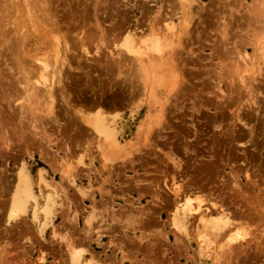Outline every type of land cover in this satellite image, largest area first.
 <instances>
[{
    "label": "rangeland",
    "instance_id": "rangeland-1",
    "mask_svg": "<svg viewBox=\"0 0 264 264\" xmlns=\"http://www.w3.org/2000/svg\"><path fill=\"white\" fill-rule=\"evenodd\" d=\"M0 264H264V0H0Z\"/></svg>",
    "mask_w": 264,
    "mask_h": 264
},
{
    "label": "bare ground",
    "instance_id": "bare-ground-1",
    "mask_svg": "<svg viewBox=\"0 0 264 264\" xmlns=\"http://www.w3.org/2000/svg\"><path fill=\"white\" fill-rule=\"evenodd\" d=\"M55 45H56V44H55ZM55 47H56V46H55ZM57 48H58V47H57ZM57 50H58V49H57ZM45 69H46V68H43V67H42V71H43V70L45 71ZM45 82H46V81H45ZM175 85H176V84H174V86H175ZM47 86H48V85H47ZM49 87H50V86H49ZM170 87H171V86H170ZM171 89H172V88H171ZM169 90H170V89H169ZM167 100H168V99H167ZM50 111H51V110H50ZM52 112H53V111H52ZM161 114H162V113H161ZM162 115H163V114H162ZM90 119H91V118H90ZM159 119H160V118H159ZM104 120H105V118H104ZM104 120H103V121H104ZM97 121H98V120H97ZM103 121H101V122L97 125V129H99V130L108 129V126H107L106 123L103 122ZM98 122H99V121H98ZM89 123H90V122H89ZM96 123H97V122H96ZM92 124H93V122H92ZM95 125H96V124H94L93 126H95ZM20 179L23 180V178H20ZM21 180H20V181H21ZM23 181H24V185H22V184H21V185H22V186L24 187V189H25V190H24V193L27 195V197H33V192H32V190H31L30 185L28 184V180H27V178L24 179ZM23 181H21V183H22ZM20 188H21V187H20ZM19 190H20V189H19ZM173 190H174V189H173ZM177 190H178V189H177ZM177 190L175 189V193H176V194H177V192H178ZM20 191H21V190H20ZM178 194H179V193H178ZM20 198H21V197H19V198L16 197V199H15V205H16V206L20 205V200H19ZM198 200H199V199H198ZM187 201H188V200H187ZM22 202H23V201H22ZM186 203H187V202H186ZM189 203H190V202H189ZM211 204H212V203H211ZM23 205H24V204H21L20 207H22ZM187 205L189 206L188 203H187ZM190 205H192V204H190ZM197 206H198V205H197ZM199 206H200V205H199ZM199 206H198L197 208H195V209L192 208L193 210H191V211H194V212L199 211L198 209H201V208H199ZM212 206H213V205H212ZM214 206H215V205H214ZM18 207H19V206H18ZM23 208H24V207H23ZM187 208H188V207L184 208L185 211L190 209V208H189V209H187ZM212 208H213V207H212ZM212 208H211V210H212ZM184 209H183V210H184ZM219 209H220V208H219ZM176 210H178V208H177ZM179 210H180V209H179ZM208 210H209V208H208ZM180 211H181V210H180ZM217 211H218V210H217ZM226 211H227V210H226ZM186 212H187V211H186ZM186 212H184V213H186ZM220 212L223 213L224 211H220ZM215 213H216V212H215ZM218 213H219V211H218ZM212 214H213V213H212ZM219 214H220V213H219ZM219 214H218V218L221 219V218L224 216V215H223L224 213H223V214H220V215H223L222 217H220ZM205 215H206V214H205ZM213 215H214V214H213ZM175 216H176V215H175ZM197 216H198V215H197ZM229 216H230V215H229ZM229 216H228V217H229ZM176 217H177V216H176ZM176 217H175V219H173V220H174V224H175L176 226H178V227L181 229V227H180L179 224L181 223V226H182V225H183V221L180 222V221H181V220H179L180 218H178V217L176 218ZM206 217H207V216H206ZM200 218H202V216H201ZM200 218H199V220H200ZM204 218H205V217H204ZM204 218H202V220H203ZM208 218H209V216H208ZM215 218H216V216H215ZM184 219H185V218H184ZM223 219H224V218H222V220H223ZM206 220H207V219H206ZM206 220H204V221L207 222V221L209 220V222H210V221H211V222H210V223L207 222L206 224H205V222H204V224H205L206 226H207V225H208V226L212 225V226H210V227H211V229H213L212 227H214V223H215L214 221H215L216 219H215L214 221H212V219H211V220L208 219L207 221H206ZM228 220H229V219H228ZM216 221H217V220H216ZM225 221L227 222V220H225ZM202 222H203V221H202ZM212 222H213V223H212ZM221 222H222V221H221ZM226 222H224V223H226ZM208 223H209V224H208ZM218 223H219V222H218ZM227 223H228V222H227ZM225 225H226V224H225ZM178 227H177V228H178ZM204 227H205V226H204ZM214 228H215V227H214ZM218 228H220V226H219ZM213 231H214V229H213Z\"/></svg>",
    "mask_w": 264,
    "mask_h": 264
}]
</instances>
